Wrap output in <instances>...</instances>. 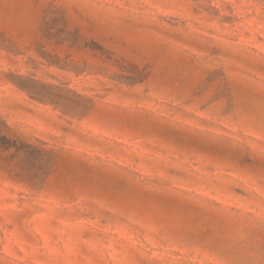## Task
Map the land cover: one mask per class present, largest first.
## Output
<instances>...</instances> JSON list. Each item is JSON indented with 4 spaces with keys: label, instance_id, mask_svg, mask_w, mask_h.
Segmentation results:
<instances>
[{
    "label": "rangeland",
    "instance_id": "obj_1",
    "mask_svg": "<svg viewBox=\"0 0 264 264\" xmlns=\"http://www.w3.org/2000/svg\"><path fill=\"white\" fill-rule=\"evenodd\" d=\"M0 135V264H264V0H0Z\"/></svg>",
    "mask_w": 264,
    "mask_h": 264
},
{
    "label": "trees",
    "instance_id": "obj_2",
    "mask_svg": "<svg viewBox=\"0 0 264 264\" xmlns=\"http://www.w3.org/2000/svg\"><path fill=\"white\" fill-rule=\"evenodd\" d=\"M0 142H2V143H5V142H9V139L8 138H6L4 135H0Z\"/></svg>",
    "mask_w": 264,
    "mask_h": 264
}]
</instances>
